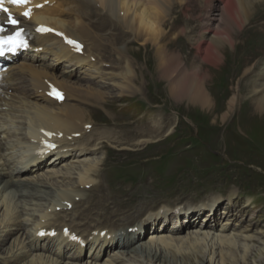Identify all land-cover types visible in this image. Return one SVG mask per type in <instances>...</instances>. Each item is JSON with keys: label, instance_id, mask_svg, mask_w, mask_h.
<instances>
[{"label": "bare ground", "instance_id": "6f19581e", "mask_svg": "<svg viewBox=\"0 0 264 264\" xmlns=\"http://www.w3.org/2000/svg\"><path fill=\"white\" fill-rule=\"evenodd\" d=\"M49 1L52 4L43 7L41 10H35V16L43 18V15H46V22L48 24L61 29L68 36L79 39L85 45L84 53L82 55L74 54L70 48L62 44L60 39H56L55 37L37 36L32 43V47H42V52L34 53L33 56L36 57V61H44V58L49 59L50 57H53L54 62L44 68H38L32 63L19 62L11 68L10 72L5 74L1 83L0 229L4 234H1L0 236H3L4 238L0 237V263L4 262L5 264H17L23 260V258H26V256L32 257L25 264H77L82 257H86L84 251L82 252V256L72 255L69 259L71 262L64 263L62 261V256L60 255V247L63 248V251L69 249L72 250L68 245H59L56 248L58 249V252H56V250H43L38 254L31 255L29 251L31 253L34 251L32 238L35 237V233H29V231L24 233V226L25 224L28 225V219L22 221L20 220V216L16 213L15 203L12 202L14 198L12 196H15L13 195L14 192H11L8 196L9 200L8 197H3V193L10 186H21L22 184L28 183L38 185L36 182H40L43 186H51L50 180H57L58 178L62 179L61 182L65 179H70L69 181H66V183L74 185L70 181L75 179L74 182L77 185L74 186L71 191L62 194L60 197L61 201L53 203L52 207L61 205L63 201L71 202L73 210L76 211V214L73 215V219H80V223H74V225H85L86 228L84 229V232L86 237L90 236L92 225L89 223L85 224L84 222L93 215L105 216L118 204H126L127 206L122 208V211L130 213L126 215L123 214L120 218L117 215L115 221L110 222L111 225H116V222L123 221L122 223L131 222L132 225L129 226L133 227L135 226V221H137L142 215H146V211L148 210L142 205L139 209H136L140 205L138 202L139 187L137 190H134V192H119L121 194L110 193L108 191L110 188L109 182L117 183L112 178L113 173L108 177L105 176L103 171L99 168L100 162L88 158L90 155H95L98 151L103 150L107 151V153L114 157L116 156L113 153L114 150L111 149L114 147L109 149L107 145L104 144L106 142L104 139L110 140L108 133L102 131L99 137L90 138L88 136L84 139L85 141L82 142L80 139H83L86 135L83 127L92 122L90 114L84 110V107L69 103L62 105L59 108L46 107L43 103L48 104L51 99L44 95V91L47 90L46 81H50L54 85L59 86L63 91H72L74 89L80 92L79 85L76 84V82H71V79L75 78L77 73H80L82 76H78L77 78L86 80L89 84L96 86L97 83L107 84L108 87L119 88L124 92L126 88H129L131 82H133V80H131V71L129 70L124 73L123 70H118L117 72L109 68L111 71L105 72L106 70L103 69L105 65L101 63L102 58L100 60L97 54L94 53V50L97 48L105 49L106 45L108 46V44L105 43L107 39L111 40L109 45L112 46V44L114 45L113 40H122V38L127 36L132 37L133 40H137L140 36H144V38L147 37L151 40L157 37L162 39L168 37L169 32L164 31L161 28L162 21L164 22V19L168 17L170 12L167 5L168 0ZM221 1L223 2V13L220 17V27L217 31H214L215 33L213 32L214 35L210 39L205 38V40H207V47H205L204 50L206 62H209L212 67H218L222 64V50L225 46L231 47L232 50L235 49V32L238 31L239 33L242 31V27L244 25L246 26L248 20L252 17V13L250 14L249 9H247L250 7L251 1L250 3L248 0ZM105 14L107 16L106 18L104 17ZM24 23L27 27L30 26L29 21H24ZM230 23L231 25L229 26ZM261 24L264 25L263 23ZM262 27V30L264 31V26ZM106 32H108V36H105ZM91 40L97 42L96 44L92 43V48L89 47V45L91 46V43H88V41ZM245 44V42L241 43L242 46L240 47V51L243 50L242 48H244ZM263 44L264 41H262L261 47ZM120 50L121 49L118 48L117 50L115 48L113 49V51L118 52L117 54L119 55V58L123 57L120 55ZM160 51H163V49ZM161 54L165 55L163 52ZM28 60L32 61L33 59ZM202 61L204 62L205 60ZM259 61L260 60H257L253 63L248 62L246 64L247 67L243 70L242 74L245 76L248 74L253 75L254 70L259 65ZM57 62L63 64V70L58 75H55L56 67L53 65ZM164 64L165 62H160L158 67L163 68ZM46 68L49 69V71L44 70ZM79 69H82V71ZM192 70V73L194 74V68H192ZM261 71L262 73L256 76L257 79L249 81L245 87L248 88V103L254 108L253 113L258 114L261 117L259 120L264 122V68ZM166 74L164 73V75ZM193 74H190V76L183 74L181 77L173 79L168 92L170 93L171 98L176 100L185 99L189 104L196 107L198 106L201 109H208L212 106L211 99L207 95L201 80ZM124 83L125 85H123ZM127 83H129L128 87H126ZM238 88L239 85L235 87L236 91L232 93L227 100L226 110L221 112L219 117H217L222 122L227 119L229 113L238 103V100L244 97L239 93ZM96 95L98 96V101L94 106V111L98 110V106H105L110 112L107 111L106 116H101V118H103L101 121L105 124H102L99 121V124H101L100 126L105 127L110 124H114L113 126H119L121 122L120 120L122 118L125 119L126 114L120 115L119 112L122 110L114 112L115 103L111 101H103L101 92L97 91L95 96ZM67 96L71 98V93H68ZM120 98H122V96L118 97L119 100ZM119 100L116 101L118 102ZM7 107L8 109H6ZM13 111H16L17 113ZM96 113L98 112L96 111ZM15 123H17V125H15ZM19 126H22V128L25 129L26 135L24 132L22 137L13 141L11 140L12 136L14 137L12 130L18 129ZM40 129L50 130L55 132V134H63L61 139H56V142L59 145H63L62 148H65L66 150L65 152L61 149L57 150L54 152V156H58L57 160H59L64 155V158L66 159L60 160V162H62L61 164L65 165L64 171L57 169L55 165H50L51 162L52 164H55L53 163L54 161L41 158L42 161L39 160L36 167H31L27 170L28 173H35L40 166H46L47 168L41 172V176H33L37 177L38 180H33L29 177L19 178V176L17 177L18 179L12 180L11 175L9 176L10 172L6 171L7 167H10V170L13 173L14 169L11 167L12 163L26 164V161L30 160L25 155L24 147L39 136L38 130ZM75 133H81V136L79 138H73L72 141H68V136ZM151 133V131L148 132V134ZM66 154L69 155L65 157ZM23 168H25V166H23ZM113 168L116 169L115 166H113ZM75 170L77 173L75 172L72 174H76V177H71L70 171L74 172ZM94 174H97L99 181L101 182L96 185H91L87 190V193L81 192L80 199L75 198L78 196L76 193L80 192L78 187L82 186L85 188L87 184L93 182L92 176ZM43 178H45V180ZM27 195H29V193H27ZM232 199L233 198L226 199L227 202L225 203V206L227 209L225 208V210L229 211L233 207L231 205V202L233 203ZM248 202L245 204L244 208L249 206ZM150 203L152 202L150 201ZM131 213L134 215L129 217V214ZM166 214H164V218L166 217ZM214 214L206 218L204 217V220L207 221L213 219ZM54 215L57 218L61 217L58 213H54ZM150 217L155 221L158 220L159 214L153 213L150 214ZM37 221L38 223L34 224L33 227L34 231L44 227V222L47 221V219H44L43 221L40 219ZM22 223H24V226ZM229 227L230 225L224 223L221 227L216 229L215 227H210V225H204L200 222L193 228L188 229L186 233H183V231H180L177 228H172L174 230L171 231L170 234H166L165 232L169 229H166L163 223L160 233L156 234V232H152L150 234L151 237L147 239L145 243L140 242L141 244H139L141 238L140 235L137 234L134 242L123 240L119 243L116 240L109 245L108 242L115 238V232L110 229L104 237H99L98 235L93 237L95 240L93 244L100 240V245L108 250L107 255L113 253L109 256L110 259L103 264H125L129 260L127 261L124 257H130V262L134 259V264L136 261L141 262V264H164L166 259L163 255L166 254L172 255L174 259L179 255L185 254L187 256H195L199 254L200 257L197 258L198 261L200 262L205 259L207 264H235L238 260L245 262L252 250V247H249V243L256 241L255 235H248L246 231H241L239 234L231 233ZM257 234L260 235L259 238L264 244V239H262L264 238V234ZM13 235H16V237L10 247L7 250L2 251V244ZM107 235H110L111 238L107 239ZM126 235L127 233L124 232L121 234V237ZM241 241L243 243H241ZM25 243L27 247H31L30 250H24ZM135 244L139 245L135 246ZM234 248L236 251L241 249L239 250V255L237 252H234ZM73 249L75 248L73 247ZM226 249H228V251H226ZM46 251H50V253H46ZM3 252L5 257L1 256V253L3 254ZM79 252L81 251L79 250ZM261 252L264 253V249ZM45 253L52 256H47ZM93 254L94 253L90 255L88 262L80 264L100 263V258ZM137 258L139 260H136ZM143 261H146V263Z\"/></svg>", "mask_w": 264, "mask_h": 264}, {"label": "rangeland", "instance_id": "374dc122", "mask_svg": "<svg viewBox=\"0 0 264 264\" xmlns=\"http://www.w3.org/2000/svg\"><path fill=\"white\" fill-rule=\"evenodd\" d=\"M220 1L221 0H168L167 5L170 12L168 17L165 18L164 22L162 21L161 24V28L169 32L168 37L163 39L157 37L151 40L147 37L144 38V36H140L137 40H133L132 37L127 36L122 38V40H113L114 45L112 44V46L109 45L111 40L107 39L105 43L108 44V46L106 45L105 49H95L94 53L97 54L100 60L102 58L107 65L112 64L117 68L115 71L118 72V70H123L124 73L129 70L131 71V80H133V82H131L130 86H132L130 87L129 83H127L126 87L129 86V88H124V92L119 88L108 87L107 84L97 83V86H94L87 81L78 80L77 78H74L71 82H77L76 84L81 86L83 94L91 100L98 101V96H95V94H97V91L101 92L103 101L115 103L114 112L122 110L119 112L120 115L126 114V118L120 120V127L118 125L113 126L114 124L106 126L105 129L103 127L94 126V128H96V133L102 130L108 132L110 140H105L109 148L113 146L121 149V151H113L116 156H112L114 160L111 159L109 163H107L108 157L106 158L107 155L104 150L98 151L97 154L89 157L99 161L100 164L106 159L104 165L108 164L109 166L107 171L108 175L111 174L110 170L113 166L122 167V169H116L115 172L119 177L113 178L117 183L109 182L110 188L108 191L110 193L121 194L122 192H134V190H137L139 187L138 202L140 205L136 209H139L141 205L145 206V208L148 209L146 211L147 213L153 208L155 200L159 197L157 193L150 191L148 187L144 185H135L136 180L147 174L154 185L161 187L163 191L167 192L171 200H183V202L194 200V202H198L206 201L210 198L221 200L231 195L227 200L233 198L234 204L231 202L233 207L229 211L226 210L227 213L223 210L225 213H220V217H217L218 214H214L213 219L205 221L201 218L200 213L194 211L191 216L187 215V220H185L186 223L176 228L186 233L188 229L193 228L200 222L204 225L207 224L208 226L210 225V227H215L216 229L226 223L230 225L229 228L231 233L239 234L241 231H246L248 235H255L256 241L249 243V247H252V250L247 257L248 260L246 259L245 262L238 260L236 263L264 264V253L261 252L264 249V244L259 238L260 235L257 234H264V122L259 120L261 117L258 114L253 113L254 108L250 103L248 107L241 103V100H238V104H241L239 107H236L238 110L233 120V112H230L227 119L223 122L217 118L221 112L226 110L228 94L225 92L227 87L225 81L232 87L231 84L234 83L230 81L232 73L231 71L227 72L225 67L221 68L220 71L218 68L219 66L211 67L210 63L206 62V56L201 52L203 39L207 36L208 38L211 37V31L209 30L210 32H208L207 29L210 27H217L218 29L220 27V17L223 13V2L221 1V3ZM248 2L250 3V7L248 6L249 8L247 9H249L250 14L252 13V17L248 20L246 24L247 27L245 25L242 27V30L246 27L248 32V38L244 40L246 44L244 48H242L243 50H241L243 51L242 55H245V67L243 70L247 67L246 64L248 62L253 63L257 60H262V56H264V44L261 47L262 41H264V31L262 30V26L264 25L261 24H264V0H248ZM104 17H107L106 14ZM172 21L174 22V28H181V30L173 33V28H171L173 25ZM230 25L231 23L229 26ZM183 29L188 31L193 30V32L190 31V33H192L189 36L188 32ZM236 32L234 36H239ZM174 34L177 37L173 36ZM107 35L108 34L105 36ZM92 41L93 40L88 41V43H91V46L89 45L91 48L93 44L97 43L96 41ZM238 46L237 51L241 53V43ZM205 47H207V44ZM227 47L228 46H225L222 50L223 55L225 54L222 59V64L224 61V65L231 67L230 49ZM114 48L116 50L117 48L121 49L120 55L123 57L119 58L118 52L113 51ZM162 49L164 50L160 51ZM166 51L171 55L170 57L166 54ZM159 52H163L165 55ZM99 53L101 55H99ZM234 57L236 58L237 55H234ZM102 60L101 63L103 62ZM202 60L205 61L203 62ZM160 62H165L163 68L158 67ZM191 63L198 64L201 67L199 69L200 71L207 70L209 72L205 80L207 87L210 86L212 81H215V73H228L225 80H220L219 83L222 85L216 89L212 88V90H214L212 91L214 101L210 98L212 106L208 109H201L198 106L196 107L189 104L185 99H178L179 102H174L173 100H178L171 98L168 92L172 80L176 77H181L183 72L180 71L188 69ZM263 63L264 58L256 67L259 71L262 70ZM193 66L191 65L192 68H194ZM192 68L190 70H192ZM110 69L113 70L112 68ZM196 71H198V69H196ZM256 72L257 70L255 69L253 72L254 76L250 74L252 81L256 80V76L262 73V71L258 74ZM164 73L167 74L164 75ZM242 76L245 75L242 74ZM240 80L236 87L239 85L240 88L243 82ZM249 81L250 80L243 83V87H245ZM123 85H125V83ZM213 87L215 86L213 85ZM235 91L236 89L233 90L232 93ZM64 92L66 95L63 101L64 104H57L55 101L51 100L48 104L43 103V105L49 108H59L62 105L68 104L67 101H70L71 98L68 97L67 94L71 93V91ZM240 94L245 96L243 95L245 93L242 94V91ZM121 96L122 98L119 100L118 97ZM116 100L119 101L117 102ZM148 100L151 101L150 103L153 109L145 111L139 104ZM73 104H75V101H73ZM85 110L90 112L89 108H85ZM101 110L104 112L108 111L105 106L101 107ZM97 112L99 113L100 111ZM98 113L95 115L94 111L93 113L92 111L90 112L93 122H98ZM127 120H137L139 122L125 125ZM173 126L172 135L170 134V137L168 136L166 140H163L164 133L166 132L165 135L167 136L170 132L168 129ZM152 127V134H146L145 131L147 129L150 130ZM191 137L195 139L192 140ZM146 139L158 141L150 145L148 142L144 141ZM198 139H200L202 145L198 143ZM115 142H117L119 146H117ZM148 145H150V147H148ZM244 150L246 152L250 151L247 156L243 155ZM246 162L248 163L246 168H240L239 165H241V163L246 165ZM163 181L165 185L161 184ZM8 196L4 197L6 198ZM37 200L38 199H34L31 205H28V208H35L33 203H38L39 205L43 203L42 200ZM150 201L152 203H150ZM236 201L239 202L235 204ZM247 202L249 206L244 208ZM126 206V204H118L105 216L93 215L84 223H89L94 227L92 220L95 219L100 224H110V222L115 221L117 215L120 218L123 214L126 215L130 213L122 211V208ZM223 213L225 215H223ZM133 215L134 214L131 213L129 217ZM184 218L185 217H183V219ZM72 221L73 227L75 226L74 223H80L79 218H74ZM118 222L116 223L121 224L123 221ZM81 226L83 229L86 228L85 225ZM164 226L166 229H169L166 223H164ZM173 230L174 229L168 230L165 233L170 234ZM144 234H147V232ZM15 237L6 240L5 243L2 244L1 250H7ZM140 240L139 244L146 242L140 243ZM241 243L243 242L241 241ZM139 244H135V246ZM239 250L241 249H238V251L235 249L234 252H237L239 255ZM226 251H228V249H226ZM111 254L113 253L108 254V256ZM46 255L51 256L49 254ZM1 256L5 257L4 252L3 254L1 253ZM163 256H165L166 259L164 264H207L205 259L200 262L198 261L197 258L200 257L199 254L195 256H187L185 254L179 255L176 259L169 254ZM66 258L70 259V257ZM106 258L107 256L103 260ZM124 258L127 261L129 260L125 264H134V259L130 262V257ZM63 259L65 258L63 257ZM83 259L82 257L77 264L83 263ZM136 260L139 259L137 258ZM22 261L23 260L17 264H25V262L23 263ZM143 262L146 263V261ZM0 264L5 263L2 262ZM135 264H141V262L136 261Z\"/></svg>", "mask_w": 264, "mask_h": 264}, {"label": "snow or ice", "instance_id": "6c2138e0", "mask_svg": "<svg viewBox=\"0 0 264 264\" xmlns=\"http://www.w3.org/2000/svg\"><path fill=\"white\" fill-rule=\"evenodd\" d=\"M16 5V6H24L27 5L30 0H0V11H3L7 13V23L12 25L14 28H16V31L11 35H0V55H3L5 51H15L17 48L20 47H27L26 41L22 38V33L24 32L23 28H19L18 25L20 21L13 17L12 13L9 11L7 7H5V3ZM37 7H40V5H37ZM31 15V9H27L22 13V16L24 17H30ZM5 28L3 25H0V33L5 32ZM38 31L46 32L50 31L48 28L41 27L38 29ZM69 44H73L74 46L79 49V45L76 44L73 40L67 41ZM55 91V90H54ZM57 98H62L59 93H55ZM49 147H54V145H49ZM43 235V233H41ZM75 239V237H73Z\"/></svg>", "mask_w": 264, "mask_h": 264}]
</instances>
